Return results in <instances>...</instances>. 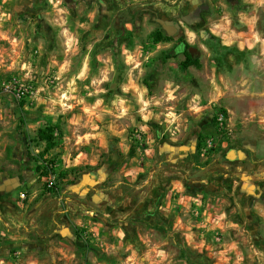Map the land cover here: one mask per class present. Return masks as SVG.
<instances>
[{"label": "rangeland", "instance_id": "rangeland-1", "mask_svg": "<svg viewBox=\"0 0 264 264\" xmlns=\"http://www.w3.org/2000/svg\"><path fill=\"white\" fill-rule=\"evenodd\" d=\"M18 1L0 0V175L45 189L36 165L63 176L60 155L105 127L143 196L112 264H264V200L247 206L226 160L252 158L264 197V0ZM46 124L57 146L40 160Z\"/></svg>", "mask_w": 264, "mask_h": 264}, {"label": "crops", "instance_id": "crops-1", "mask_svg": "<svg viewBox=\"0 0 264 264\" xmlns=\"http://www.w3.org/2000/svg\"><path fill=\"white\" fill-rule=\"evenodd\" d=\"M257 110L262 124L264 108ZM245 119L241 118L243 123ZM86 135L84 142L93 143L90 153L70 150L60 155L64 175L54 192L42 189L28 174L0 175V264H112V259L120 261L131 249L125 246L127 210L132 202L143 200L142 193H128L132 187L127 182L133 180L126 179L123 168L120 171L122 155L105 139V127ZM226 154L227 162L236 165L231 179L238 196L246 199L247 206L256 199L263 201L254 188L261 183L255 180L262 178L253 172L254 166L244 171L240 165L256 162L243 155L239 146ZM85 165L87 169L81 170ZM73 169L78 173L68 171Z\"/></svg>", "mask_w": 264, "mask_h": 264}, {"label": "trees", "instance_id": "trees-1", "mask_svg": "<svg viewBox=\"0 0 264 264\" xmlns=\"http://www.w3.org/2000/svg\"><path fill=\"white\" fill-rule=\"evenodd\" d=\"M167 40H171L169 37H164V35L160 31H156L152 35V41L154 44L164 42ZM184 60L181 62V66L184 68L194 67L196 69L200 68V62L199 59L191 55L190 53L183 51ZM57 130V127L54 125H43L41 126L37 132H36V140L40 143H43V149L38 154V158L42 160L45 156L49 155L50 151L53 150L57 146L56 138L54 137L53 133ZM47 163V165L54 166L55 162L51 159L43 160L41 164L36 165L35 173L39 174L40 177H43L46 175V166L44 164ZM58 179H62L63 176L57 174ZM57 189V187H56Z\"/></svg>", "mask_w": 264, "mask_h": 264}, {"label": "built area", "instance_id": "built-area-1", "mask_svg": "<svg viewBox=\"0 0 264 264\" xmlns=\"http://www.w3.org/2000/svg\"><path fill=\"white\" fill-rule=\"evenodd\" d=\"M216 120L218 121L219 125H222V121H223V116L222 114H217L216 116ZM44 166H46V175L42 177L43 183H44V187L47 191L49 192H54L56 190V183H57V172H56V165L51 166V165H47V163L44 164ZM21 198L24 197L23 194L20 195Z\"/></svg>", "mask_w": 264, "mask_h": 264}, {"label": "flooded vegetation", "instance_id": "flooded-vegetation-1", "mask_svg": "<svg viewBox=\"0 0 264 264\" xmlns=\"http://www.w3.org/2000/svg\"><path fill=\"white\" fill-rule=\"evenodd\" d=\"M229 1H232V0H229Z\"/></svg>", "mask_w": 264, "mask_h": 264}]
</instances>
